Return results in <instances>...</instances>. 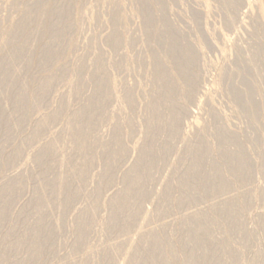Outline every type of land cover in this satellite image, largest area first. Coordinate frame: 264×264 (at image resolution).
Segmentation results:
<instances>
[{
    "label": "bare ground",
    "instance_id": "6f19581e",
    "mask_svg": "<svg viewBox=\"0 0 264 264\" xmlns=\"http://www.w3.org/2000/svg\"><path fill=\"white\" fill-rule=\"evenodd\" d=\"M11 1L14 2V0ZM36 1L37 3H46L45 8L42 10L45 16L40 17L41 11L39 12L38 9L26 11L27 13L24 11L25 14L22 15L20 21L16 25L14 24L15 27L11 26L13 30L10 36L8 35L9 38L6 39L5 45H2L0 49L1 143L12 142L19 127L28 120V110L43 102L56 78L66 74L71 75V77L67 79V89L65 93L61 94V101H58V105L54 110L46 112V114L40 116L39 120L37 119V122L34 123L33 132L29 134V139H34L39 132L54 123L61 113L64 112L68 119L63 125V129L60 128L65 133V136H63L61 132L62 139L52 138L33 148L34 155L32 156H34L36 168L39 169V173L34 179L35 195L29 202L31 208H33L31 213L33 220L31 222L28 220L29 214L25 208H22L14 216L6 230L2 232L1 229L8 217V210L14 198L23 190L26 176L18 174L20 176L13 175L14 177L2 178L3 180L0 177V264H40L43 261L48 252L47 242L53 233L47 219L50 208L48 203H55L58 209L62 211L73 200L81 184L86 181L89 166L94 162L90 151L93 144L96 143L104 157V166L98 177L97 187H94L95 189L90 193L91 197L94 198V203L79 211L76 216L75 244L71 248L70 254H67L69 256L66 259L64 257L65 260L61 263H57L75 264L74 255L77 254V250L87 234L88 227L93 223L99 208L101 189L114 183L113 173L115 167L117 168L118 162L125 158L127 147L125 148L122 140L121 128L124 125L131 126L132 121L124 119L120 127L117 126L113 129V136L110 137V141L107 139L109 141L107 143H100L101 141L95 136L89 137V129L97 121V116L102 113L104 105L109 102V97L113 95L114 98L116 96L113 85L108 81V84L105 83L107 66L102 62V58L98 60L95 55L97 61L90 62L92 65L84 63L86 66L89 65L91 71L89 69L86 72L84 71L83 61H80L83 65L80 62V65H78L76 62L77 65L73 64L74 68L69 65L68 69L69 67L71 69L67 70L68 61L66 62V60L70 57V47L72 43L76 42L70 41L67 53L62 52L60 48L65 42V32L73 24L69 26H59V24L71 12L77 10V3L73 0ZM53 1L65 2L64 8L53 10L51 8ZM263 1L258 0V4L256 2V15L264 23ZM208 2L207 0L203 2L205 5L202 3L206 10L209 6ZM118 5L117 7L121 9ZM145 8L154 11L151 5H147ZM113 9L116 8L112 7ZM114 10L112 13L115 12ZM198 11L195 10L193 13H198ZM119 19V22L113 25L110 35H107L109 36L108 46L112 48L120 47L124 39L122 36L123 39L121 40L120 33L123 31L120 30H122L124 24L126 25V19L122 16ZM203 19L199 18L198 20ZM144 22L145 25H152L149 19H145ZM6 24L8 25V23ZM120 25L122 26L119 30ZM29 26L31 29L29 28L28 31ZM172 31L173 28L171 29L169 23H164L160 29L153 32L154 36L164 42L165 52L158 59L148 54L144 59L145 62H143L147 65V68H151L150 73H147L150 76L151 87H148L149 90L147 94L145 93L144 140L140 146L138 145V149L136 148L138 150L137 159L132 165L130 164L131 166L125 173L123 172L120 189H117L118 191L116 190V193L107 202L108 212L105 219V230L108 235L114 233L118 237L116 239V235H114L110 241L115 239V243L112 242L113 244L110 245L109 241L108 246L105 247L102 256L106 260V264H235L239 259L240 252L231 243V238L247 243L251 237L250 233L245 231L241 225L243 218L241 204L245 201L243 192L232 193L234 191L233 187L237 183H243L244 175L249 167L247 156L240 149V138L232 131H228L224 124H219L221 120L219 123H214L209 129L214 136V141L207 139L199 131L194 138L192 137L193 139H187L181 133L180 125H182L181 120L186 113V102L192 98L195 85H198L196 73L193 69L197 57L195 56L196 51L194 53V50L190 47L183 45L179 41L180 36L173 34L175 30ZM147 35L149 36V32ZM134 41H131L129 45H133ZM126 42L128 43L127 40ZM34 43L39 46H35L34 48L37 49L33 52L31 47L34 46ZM94 47L92 49L95 51ZM193 48L196 49V47ZM222 54L224 55V53ZM200 57L202 58V56ZM52 60L57 62L56 66L54 64L53 72L39 78L37 81L31 80L34 90L33 92L29 91L30 81L20 78L17 63L23 64L24 68L22 70H24L35 66L47 67ZM87 68L88 66L86 70ZM81 75H83V78L80 80ZM81 82L91 85L90 94L77 109L69 111L66 108L68 99L73 96L74 86ZM125 89L127 91L119 93L118 98H116L122 99L131 110V108H134L135 98L131 94L133 91L130 90L129 92V88ZM60 98L58 97V99ZM28 99H32L31 104L27 103ZM119 102L121 103V101ZM6 103H11L12 106L8 114H5L8 108ZM198 104L196 107H198ZM112 116H109V122L113 121L114 117ZM210 117L213 120H219L217 114L212 113ZM194 122L196 126H199L197 121ZM191 130L193 129L191 128ZM185 132L187 133V131ZM177 139L183 142V153L180 156L177 155V149L174 147L175 143H173L175 140L178 141ZM67 143L69 144V153L60 158L58 154L62 153ZM22 148L21 143L14 145L7 153L6 161L17 159ZM172 153L175 157L169 161L167 158ZM161 165H164L163 167L166 165L169 170L167 176L163 177L162 183H159L161 184V190L157 192L160 200L158 202L160 203L157 206L154 203L153 207H155L152 208L151 213H148L143 209V200L146 198L147 192L145 181L155 174ZM154 191L156 192V190ZM147 196H150V194ZM151 196L153 197V195ZM154 197L157 198V196ZM214 198L216 200L220 199L215 201ZM150 200H153V198ZM201 201L206 203L203 208L200 206L202 203L197 205ZM153 202H156V199L151 203ZM196 205L201 208H197ZM148 206H150V203ZM181 209H184V212L182 214L178 212L180 216L177 214L179 217L172 224L174 225L173 228H169L171 224L167 225L165 223L167 220L165 222L161 221L162 223L158 220L160 224L154 220L156 218L162 220L168 213L173 215L174 211L172 213V210L180 211ZM258 218V224L264 236V213H260ZM152 220L158 225L153 227L151 225ZM54 228H57L56 223ZM218 229L222 232L216 233ZM130 233L132 236H130ZM21 250H24L22 256L18 254ZM117 257L120 260H116Z\"/></svg>",
    "mask_w": 264,
    "mask_h": 264
},
{
    "label": "rangeland",
    "instance_id": "374dc122",
    "mask_svg": "<svg viewBox=\"0 0 264 264\" xmlns=\"http://www.w3.org/2000/svg\"><path fill=\"white\" fill-rule=\"evenodd\" d=\"M6 1L0 0V49L2 45H5L6 39L9 38L8 35L10 36L11 31L15 27L14 24L16 25L20 21L22 15L25 14L23 13L24 11L38 9L39 12L41 11V15L39 14L40 17L43 18L45 16L42 12L46 5L45 2L37 3L36 0ZM73 1L77 3L78 11L71 12L68 17L59 24V26H69L73 24V26L65 32V42L62 44L60 50L67 53V47L70 45V41L76 42L72 43L73 46L71 45L70 47L71 52L70 57H68L70 60H66V62L68 61V64L66 63V69L70 70L72 67L74 68L73 64L83 65L85 63L92 65V63H94L93 60L97 61V59L100 60L102 58V62L109 68L108 70L106 68L105 83L108 84V82H110V84L113 85L114 94H116L114 98L113 95L109 97V102L104 105L102 113L97 116V121L89 129V137L92 138L95 136L101 141L100 143H107L110 141V137L113 136V129L117 126L120 127L124 119H130L132 121V123H130L131 126L128 127L124 125L121 128L122 140L125 148L127 147L125 158H123L122 161L120 160V163L118 162L117 168L115 167L113 173L115 179L114 183L112 182L113 184L101 189L98 203L99 208L93 219V223L88 227L87 234L81 246L78 248L77 254L74 255L75 264H106V260L102 256L103 252L106 249L105 247L108 246L109 241L116 235L114 233H109V235L111 234L109 236L105 230V219L108 212L107 202H109L112 195L116 193L115 191L120 189L123 174L137 159V149L144 140L143 123L145 122V95L151 87L150 76L147 73H150L149 71L151 68H147V65L143 62H145L144 59L148 54L158 59L160 55L165 52L164 42L153 35V32L160 29L164 23H169L171 29L173 28V31L175 30L173 34L178 37L180 36L179 41L182 42L183 45L190 47L194 50V53L196 51L195 56L197 57L193 69L195 70L196 82L199 87L195 85V88L198 90L194 88V95L192 94V98H190L191 101H189V99V102H186V113L182 117V125H180L181 133L186 136L187 139H193L197 133L201 132L207 139L214 141V136L209 129L214 123H219L221 120L219 124H224L228 131H232V133L237 134L240 138V149L246 154L248 159L249 167L244 175L243 183H237L239 186L235 183L236 185L233 187L235 192L233 191L232 193L243 192L242 194L245 201L241 204V209L243 210L241 225L245 231L250 233L251 237L247 243H242V241L236 238H231V243L240 252L239 259L235 264H264V236L258 224V215L264 213V23L256 15V2L258 4V0H207L209 1L207 10L205 9L206 7L203 6L205 5L203 2L206 0ZM64 4L65 2L63 1H53L51 3V8L53 10H59L60 8H64ZM117 4H119L118 6H120L121 9L117 7ZM147 5H151L154 11L152 12L149 11L150 8H145ZM112 7L116 8L115 10L113 9L116 13H112ZM195 10H199L198 13H193ZM121 16L126 19V25L119 26V30L122 26V30L120 31L123 32L120 33L119 31V33L121 35L120 37H124V39L123 37L121 38L124 42L122 41L121 46L119 45L120 47L112 48L108 46L107 40L109 36L107 35H110L109 33H111L113 25L119 22L118 19ZM199 18L204 19L200 21L198 20ZM145 19L151 20L152 25H145ZM6 23H8L9 26ZM30 26L28 27V31L31 29ZM199 29L201 32H199ZM148 32L149 36L147 35ZM133 40H135L134 44L132 43L133 45L130 46L129 43ZM17 43H19V41H17ZM35 44L36 43L31 47L32 51H36L37 48L34 47L39 46ZM93 47L95 51L92 49ZM193 47H196L198 51ZM221 52L224 53V55ZM95 55L97 58L96 60ZM200 56H202V58ZM80 61H83V64ZM60 63H62V61H60ZM54 64L56 66L57 62L52 60L47 67L35 66L24 70H22L24 68L23 64L17 63V66L20 72V78L30 81L28 89L33 92L34 87L32 86L31 80L37 81L39 78L49 75L54 70ZM69 65L71 68L69 67L68 69ZM87 66L88 68L86 70ZM87 66H84V71L86 72L88 69L91 71L89 65ZM69 77H71V75L66 74L56 78L55 83L45 96V100L28 110V120L19 127L11 143H1L2 138L0 137L1 180L20 176L21 174L26 176L25 186L20 194L12 201L8 210V217L3 224L1 232L6 230V227L12 222L14 216L17 212L21 211L22 208H25L28 212V220L30 222L33 220V216L31 215L33 208H31L32 206L29 202L35 195L34 179L38 175L37 173H39V169L36 168L34 163V156H32L34 155L33 148L44 144L52 138L56 140L62 139V134L65 136V133H63L60 128L63 129V125L68 119L67 115H65L64 112L61 113L60 117L54 123L50 124L45 130L39 132L34 139L30 140L29 134L33 132L35 127L34 123L37 122V119L39 120L41 115L57 107L58 101H61L62 98L61 94L65 93L67 89L66 83ZM82 78L83 75H81L79 79L81 80ZM124 87L129 88V92L130 90L133 91L131 94L133 95L132 97L135 98V105L134 108H131L132 111L125 105L122 99H117L118 94L126 90ZM90 91L91 85L89 83H77L72 91L73 96L68 99L67 110L72 111L77 109L82 102L86 100ZM58 97L60 99H58ZM119 101H121L122 104ZM31 102L32 99L27 100L28 104H31ZM6 104L9 109L5 107L7 108L6 111H8H5V114H8L12 106L11 103ZM197 104L198 107H196ZM212 113L217 114L219 120H213L210 117ZM109 116L114 117L112 122H109ZM195 117L197 118L194 120ZM193 120L197 121L199 126H196ZM188 123L189 125H187ZM191 128L193 130H191ZM111 131L113 132L111 133ZM107 139L109 141H107ZM179 142H181V140H175L173 142L175 143L174 147L177 149L178 156L183 153V142ZM19 143L23 146L19 157L13 161H6L7 153L14 145ZM68 146V143L65 144L62 153L58 154L60 158L68 155ZM90 155L93 157L94 162L89 166L86 181L81 184L73 200L62 211L58 209L55 203H48L50 208L47 219L49 220V227L53 233L46 245L48 252L40 264L61 263V261L69 256H67V254H70L69 252L76 241V216L84 207L94 203V198L91 197L90 193L97 187L99 181L98 177L100 173H102L104 166V157L96 143L93 144ZM174 157L172 153V155L169 154V158L167 159L170 161L173 160ZM163 166L164 165H161L158 171L145 181L147 199L144 197L143 209L148 213H151L153 210L152 208L160 203L158 202L160 200L158 199L157 192L161 190V184L159 183H162L163 177L165 175L167 176L169 170L166 165L165 167ZM154 190H156V192ZM149 194L150 196H147ZM151 195H153V197ZM154 196H157V198ZM150 197L153 198V200H150ZM155 199L156 202L151 203ZM219 199L220 198L217 200ZM214 200L217 201L215 198ZM147 203L148 205L150 203V206H148ZM154 203H156V205L153 207ZM199 203H202L200 205L202 208L206 205L204 201L198 202L197 205H199ZM197 205L196 207L199 208L200 206ZM178 212L182 214L184 209L180 211L172 210L173 215L168 213L162 220L158 218L154 220H159L160 222H165L167 220L165 223H167V225L171 224L169 228H173L172 226L174 225L172 224L176 222V218L180 216ZM168 216L170 217L168 218ZM159 221L157 223L160 224ZM151 222L153 223H151L153 227L158 225L153 220ZM55 223L57 224L56 229L54 228ZM218 232L220 233L222 230H216V233ZM131 233L130 236L133 234ZM115 237L117 239L118 236L116 235ZM112 242L115 243V239L110 241L109 244L111 245ZM18 254L21 256L24 255V250L19 251ZM116 260L120 259L117 257Z\"/></svg>",
    "mask_w": 264,
    "mask_h": 264
}]
</instances>
